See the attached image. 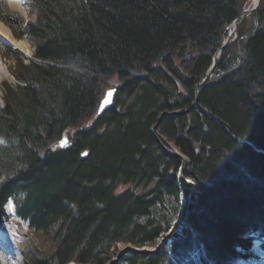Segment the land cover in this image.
<instances>
[{"label":"trees","instance_id":"1","mask_svg":"<svg viewBox=\"0 0 264 264\" xmlns=\"http://www.w3.org/2000/svg\"><path fill=\"white\" fill-rule=\"evenodd\" d=\"M16 83L0 106V223L17 216L48 239L23 264H108L119 242L156 246L181 216L182 159L152 132L188 108L242 0H30ZM115 104L97 111L109 79ZM92 123L82 126L93 118ZM70 144L51 147L68 130ZM195 182L186 223L155 253L115 264H205L256 258L264 239V0L219 55L194 108L157 129ZM89 150L84 156L83 151ZM122 187H126L121 189ZM10 204L15 208L12 213Z\"/></svg>","mask_w":264,"mask_h":264},{"label":"rangeland","instance_id":"2","mask_svg":"<svg viewBox=\"0 0 264 264\" xmlns=\"http://www.w3.org/2000/svg\"><path fill=\"white\" fill-rule=\"evenodd\" d=\"M23 2V10L19 9L18 7H15L11 4V0H0V5H7L11 13L14 15H17V17L21 18L25 23H27L30 20H33L35 18V13L34 10L32 9L31 2L30 0H21ZM245 7L250 5L253 0H242ZM248 16L247 18H249ZM4 21V23L10 28L12 31L13 35L16 38H26L30 42V47L32 49L31 55H26L22 53L21 51H18L14 46L7 42L4 43L5 41L0 42V54L2 56L3 63L8 66L9 72H5V76L3 79L0 80V106L3 105V97L5 94V83H16V78L13 74V71L16 66L17 62V57H21L22 59L29 61L30 59L33 58L34 52H35V43L34 41L30 38L29 35H25L23 37H19L15 34L13 31V27H11L2 17H0V20ZM239 37V31H238V36L236 39ZM11 73V74H10ZM119 83V78L118 76H113L112 78L109 79V87L115 86ZM108 87V88H109ZM94 120L93 118H90L86 121H84L82 126H86L90 123H92ZM76 129H72L68 131L69 137L70 135L75 131ZM4 143V139L0 136V144ZM192 181V180H191ZM190 182V181H189ZM193 187L195 185L192 184ZM126 187H122L121 189H124ZM10 209L13 213V206L10 204ZM4 226L0 227V231L2 232L1 234L3 236L6 235L7 238L12 239L13 242L15 243V247H10L9 245L6 247L7 249H10V253L12 254L11 258L8 257L6 254L7 252L4 250L0 249V264H23L24 261V255L29 252H40V253H45L48 248H49V242L48 239L43 236L42 234L28 228L26 223L19 217L13 216L10 218H5L3 221ZM182 231V230H181ZM11 240V241H12ZM172 241V240H171ZM264 239H256L254 242V252L257 255L256 258H251V259H245L242 258L239 259L236 264H260L262 261V257L264 255V244H263ZM3 244V242H2ZM4 245V244H3ZM130 244L127 242H119L117 244V247L115 248V258L117 254L124 249L125 247H128ZM156 246H143L140 249H153ZM6 252V253H5ZM148 253V252H146ZM200 256L197 254L193 256L192 258L189 259V261L183 263V264H205L200 260ZM68 264H84V263H78L75 261H72ZM211 264V263H210Z\"/></svg>","mask_w":264,"mask_h":264},{"label":"water","instance_id":"3","mask_svg":"<svg viewBox=\"0 0 264 264\" xmlns=\"http://www.w3.org/2000/svg\"><path fill=\"white\" fill-rule=\"evenodd\" d=\"M262 1L263 0H253V2L250 5H248L242 9V11L238 14V16L229 25L227 37L225 38V40L223 41L221 46L218 47L216 52L214 53L213 61H212V64H211L209 70L207 71V73L205 74L203 79L201 81H199L195 86L196 97H195V100L192 102V104L188 108H185L183 110H165V111H163L161 113L160 117L158 118L157 122L154 124V126L152 128V132H153L154 136L156 137L158 142L162 145V147L164 149H166L168 152L175 154L182 159L179 175H180L181 179L187 185V192L185 195L184 207H183V212H182L181 216L177 219V221L175 222L173 227L170 229V231L166 234V236H164L161 239V241L156 245V247H154L153 249H140L141 247L134 246V245L130 244L128 247H125L124 249H122L117 254L116 258L112 259L108 264H115L117 261H119L123 257V255L127 251H134V252H138V253H146V252L155 253V252L159 251L164 245H168L171 242V240L173 239L176 232H181L183 225L186 223V213H187V210L189 207L190 196H191V193H192V190L194 187L189 182V180H192V179L187 177L185 174V166H186V162H187L186 156L183 155L179 151V149H177L175 147L169 148L166 145V143L164 142V140L158 134L157 129H158L159 125L161 124L163 118L166 115H180V114H183L185 112H188L189 110H191L192 108H194L196 106L197 101L199 99V95H200V87L206 81L209 80L210 76L212 75L213 71L215 70L219 55L233 40L236 39V37L238 36L239 26L241 25V23L245 20V18H247L248 16L253 14L260 7ZM118 89H119L118 86L115 85V86L109 87L106 90V93H105L104 97L102 98L100 106H99L98 111H97L98 117L101 116L107 109L114 106ZM109 92L112 93L111 96H108ZM64 140H66V143L64 144V146H61V141H64ZM69 144H70V137H69L68 130H67L64 133L63 137L61 139L55 141L51 145V147H56V146L65 147V146H68ZM83 153H87V155H88L89 150L86 149L83 151ZM84 156H86V155H84ZM193 184L196 185L194 181H193Z\"/></svg>","mask_w":264,"mask_h":264},{"label":"bare ground","instance_id":"4","mask_svg":"<svg viewBox=\"0 0 264 264\" xmlns=\"http://www.w3.org/2000/svg\"><path fill=\"white\" fill-rule=\"evenodd\" d=\"M11 4L13 6L18 7L19 9L23 10V5H22L23 2L21 0H11ZM3 40L11 43L14 46V48H16L18 51H21L22 53H24L28 56L31 55V53H32V49L30 47V42L28 41V39L16 38L13 35L10 28L1 19L0 20V42ZM5 70L9 72L8 66L3 63L2 56L0 54V80L3 79L4 76L6 75L4 72ZM189 181H190V184H192V181L191 180H189ZM0 225L4 226V224L2 222L0 223ZM1 239L4 240V242H6L10 247H13V248L15 247V250H16L15 243L13 242L12 239L7 238L6 235L3 236ZM8 245H6L5 247H7ZM260 264H264V255L262 257V261Z\"/></svg>","mask_w":264,"mask_h":264},{"label":"snow or ice","instance_id":"5","mask_svg":"<svg viewBox=\"0 0 264 264\" xmlns=\"http://www.w3.org/2000/svg\"><path fill=\"white\" fill-rule=\"evenodd\" d=\"M4 43H7V42L5 41ZM111 95H112V93L109 92V93H108V96H111ZM65 143H66V140L61 141V146H64ZM83 155H87V153H83ZM13 212H15V208H13Z\"/></svg>","mask_w":264,"mask_h":264}]
</instances>
